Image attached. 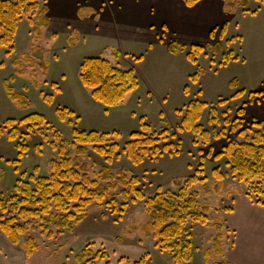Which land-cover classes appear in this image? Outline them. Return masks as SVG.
<instances>
[{
  "label": "rangeland",
  "instance_id": "374dc122",
  "mask_svg": "<svg viewBox=\"0 0 264 264\" xmlns=\"http://www.w3.org/2000/svg\"><path fill=\"white\" fill-rule=\"evenodd\" d=\"M38 2L47 7L50 22L42 30L40 39L37 41L32 26L23 18L15 36L13 55L7 57L6 50L0 49V124L8 119L18 121L30 114H39L51 129H42L45 141L36 132L25 137L26 128H18L28 148L18 173L11 163L16 160L15 145L20 140L10 142L0 137V199L7 198L21 173L26 174L23 181L33 173L38 177L50 176L49 163L57 158L49 144L54 140L52 131L60 134V141L68 144L72 156L73 128L116 132L119 156L111 164H106L91 147L87 148L83 162L90 169L89 178L103 167L113 174L125 169L128 177L139 179L137 189L148 199L158 190L177 192L202 164L205 185L197 184L190 192L197 194L199 210L208 218V223L188 221L186 225L191 234V264H225L218 254L222 246L218 247L212 240L219 234L215 225L224 224L222 211L245 185L235 181L233 186L231 179L234 178L225 165L226 159L215 161L207 153L209 149L211 155L221 152L227 142H243L238 136L241 129L251 137L249 131L256 130L252 120L264 126V3L249 0L242 9L238 5L227 7L225 0H202L191 8L182 0ZM223 26L226 34L221 38ZM214 29L211 38L210 32ZM170 42L184 50L171 54L167 48ZM216 42L221 43L222 53L213 55ZM191 46L203 48L196 64L186 58ZM229 52L236 60L225 63L222 56ZM112 53L119 54L117 60ZM23 55L25 60L14 67L13 61ZM90 57L108 60L121 70H133L139 88L105 112L106 108L91 98L90 90L79 80L80 62ZM140 57V61L133 60ZM16 70L24 74L15 76L9 85L15 93L27 98L26 110L11 101L3 86ZM195 74L198 78L193 82L191 76ZM233 80L236 81L234 88L230 87ZM238 91H244L243 95L234 97ZM44 96H52V103H45ZM191 101L207 105L198 122L209 134L206 142L197 137L194 146L192 133L183 132L176 139H169L172 148L157 160L145 157L142 163L133 165L126 158L122 149L130 133L140 131L142 124L149 127V134L174 131L182 119L176 111H183ZM57 109L73 111V125H68V120L59 122ZM240 109L244 110L242 116L238 115ZM216 166L226 174L227 188L214 182L212 170ZM261 183L264 190V181ZM204 186L208 187L209 195L204 193ZM119 192L120 189L111 192L100 204L92 203L71 234L63 232L48 240L40 231H29L15 247L0 233V264H77L75 257L87 247L93 257L99 251L107 254L105 260L98 259L96 264H135L145 255L148 257L144 264H173L169 253L156 248V242L148 236L149 217L144 211V201L132 202L133 196L124 201ZM260 200L264 202V197ZM48 227L56 232L52 224ZM28 237L39 247L29 259L25 258L22 248V241ZM206 251H210L208 258L204 257Z\"/></svg>",
  "mask_w": 264,
  "mask_h": 264
},
{
  "label": "trees",
  "instance_id": "16d2710c",
  "mask_svg": "<svg viewBox=\"0 0 264 264\" xmlns=\"http://www.w3.org/2000/svg\"><path fill=\"white\" fill-rule=\"evenodd\" d=\"M202 0H182L183 4L191 8ZM264 3V0H255ZM46 3L47 0H44ZM249 0H225L227 7L240 6L245 9ZM48 9L46 6H40L38 0H0V49H5V55L11 57L14 53L15 36L18 30L19 22L26 18L33 28L37 41L40 39L43 29H47L50 22L47 17ZM251 14H255L252 12ZM214 31L210 32L213 37ZM226 34V26L220 30V37ZM228 41L227 44L231 43ZM168 51L171 54H177L181 49L173 42L168 43ZM213 55L222 53V45L216 42L212 47ZM203 53V48L199 46H191L186 58L192 64H196V58ZM114 59H118V53H112ZM24 55L20 59L13 61L12 65L18 67L24 61ZM140 61V58H133ZM222 60L228 63L233 58L231 52L223 54ZM213 62V60L211 61ZM24 74L23 71L16 70L14 74L3 82L6 95L12 102L16 103L20 109L28 108V100L23 94L15 93L10 87V82L15 76ZM198 75L191 76V81L196 82ZM79 80L81 85L90 90L91 98L101 104L105 109L113 108L121 104L125 98L139 87L138 80L133 70H121L118 66L113 65L110 61L90 57L83 58L79 65ZM236 81L230 83V87L234 88ZM57 89V87H55ZM58 90V89H57ZM187 87L184 92L186 93ZM244 91H238L234 97L242 96ZM259 96L261 95L258 93ZM257 94V95H258ZM52 96H44V102L51 104ZM222 103V102H220ZM207 108L205 103L199 101H191L183 111H176L182 119L174 129V131L162 130L159 133L149 134V127L142 124L141 130L132 132L129 140L124 144L123 154L133 164L138 165L143 162L145 157L157 160L163 153H169L172 148L168 144L169 139H176L177 134L190 132L194 136L193 145H196V138L202 137L206 142L209 134L199 124L202 111ZM243 109L238 111V115L242 116ZM56 115L58 121L73 125L72 120L75 113L67 109H57ZM252 126L255 131H249L251 137L241 129L238 136L243 138V142H227V145L221 152L212 154L211 149L207 153V157H212L215 161L226 159L225 165L229 168V174L238 183H242L247 187V195L257 205L264 207V202L260 200L264 197V190L261 189L264 181V126L257 121L252 120ZM25 127L28 133L36 132L43 136L47 141L43 128L49 125L46 119L39 114H30L18 121L8 119L0 124V137L4 136L8 141L16 143L17 151L16 160L12 163L15 172L18 173V166L24 154L28 151L24 135H20L18 128ZM50 128V127H49ZM51 129V128H50ZM54 140L50 142V146L57 153V158L50 161V176L38 177L36 173L30 174L27 181H23L26 174L21 173L20 179L16 180L11 192L6 199H0V233L5 236L12 246H18L21 243V237L29 231H40L42 236L48 240L54 236H60L63 232L73 233V226L78 225L86 213L87 208L92 203H102L111 192L120 189L119 195L124 201L133 196V201H144V211L149 217L147 224L149 228V237L156 244L155 247L161 252H167L173 264H191L193 258L191 234L186 229L188 221L201 225L208 223V218L200 212L197 202V194L191 193L190 189L197 185H205V177L203 176V165L199 164L195 173L189 177L177 192L157 191L152 197L145 199L141 190L137 189L139 179L136 177H128L125 169L118 170L115 174L103 167L100 171L93 174V178H89L90 169L83 162L87 148L91 147L92 151L103 158L106 164H111L114 159L118 158L119 145L116 139L119 134L116 132H95L84 131L73 128L71 131L72 142L70 146L73 149V156L68 151V144L60 141V134L52 131ZM27 140V138H26ZM23 141V142H22ZM180 141L178 140V146ZM161 144H164L160 147ZM178 154V151H174ZM203 162V161H202ZM212 176L216 182L222 181L226 174L222 173L220 168L216 166L212 170ZM256 185L252 186L253 182ZM204 193L209 195V189L204 186ZM252 192L254 194H252ZM53 225L56 232L53 233L49 229V225ZM219 232L212 238L218 247L221 246L223 238V226L215 225ZM22 248L25 258L29 259L39 247L32 237H28L22 241ZM218 254L219 251H218ZM210 251L204 253V257L208 258ZM147 255L143 256L135 264H144ZM107 254L97 252L93 257L89 247L85 248L75 257L77 264H96L98 259L105 260ZM227 264V263H225Z\"/></svg>",
  "mask_w": 264,
  "mask_h": 264
},
{
  "label": "crops",
  "instance_id": "0c3cea01",
  "mask_svg": "<svg viewBox=\"0 0 264 264\" xmlns=\"http://www.w3.org/2000/svg\"><path fill=\"white\" fill-rule=\"evenodd\" d=\"M231 180L234 186L236 180ZM226 181L224 178L220 184L227 188ZM240 188V192L231 198L230 206L221 213L225 220L219 255L227 264H264V207L249 198L246 186Z\"/></svg>",
  "mask_w": 264,
  "mask_h": 264
}]
</instances>
